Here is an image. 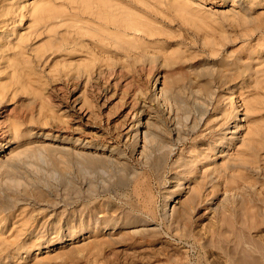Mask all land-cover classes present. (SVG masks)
<instances>
[{
    "label": "rangeland",
    "instance_id": "rangeland-1",
    "mask_svg": "<svg viewBox=\"0 0 264 264\" xmlns=\"http://www.w3.org/2000/svg\"><path fill=\"white\" fill-rule=\"evenodd\" d=\"M38 1L0 0V264H264V0Z\"/></svg>",
    "mask_w": 264,
    "mask_h": 264
},
{
    "label": "bare ground",
    "instance_id": "bare-ground-1",
    "mask_svg": "<svg viewBox=\"0 0 264 264\" xmlns=\"http://www.w3.org/2000/svg\"><path fill=\"white\" fill-rule=\"evenodd\" d=\"M40 1H38L39 2L38 6H35L37 3L34 4V6H35V7L33 6L34 9L32 10V12L30 11V14H31L30 17L33 20L31 22L32 23L33 22L36 23V25H35V23L33 24V27L34 26L37 27V24H39L41 27H43L44 26L43 23H44V24H46L48 26V28L52 29V27L54 26V24L56 22L60 23L61 21H64V23H65V24L63 23L64 26L66 28H68V29H71L74 26H76V22L82 21L81 19H84L85 16L88 15L90 17H93L92 20H94V21L96 20L98 22V25L100 23V26L106 27L107 29H111L112 27H115V25H112L115 22L117 23V24L115 23L117 26H118V23L122 24V25H120V26H118L116 28H117L118 32L124 33L125 35L126 34L128 35V30L132 29V28H134L135 30H140V29L144 30L143 29L144 27L142 26V24H140L138 26L136 24L137 21L135 23H133L134 22L133 21L134 17L132 15H130L126 11L123 12L124 14L121 13V11H123V10H121L119 6L116 7L115 4L110 3V1L109 2L107 1V3H108L107 4L105 2V0L104 1L103 0L102 1L99 0V2L97 0H94V1L97 2V3L95 2L97 5H94V8H93V6L91 7V5H92L91 2H94V1H92V0H84V3L86 1H88V2L91 1V2H89L88 4H87V2H86V4L82 3L81 7L78 6L77 9L76 8L75 9L71 8V7H73V5H71V6H69L70 8H68V9H74V10L73 11L71 10L70 12L68 10H65V9H56L55 7H52V5H51L52 0H44V3H42V2L40 3ZM70 3H71V0H69L68 4H70ZM95 3H93V4H95ZM72 4H74V3H72ZM108 5H113V7H116L117 9L116 8H114V9L119 10L118 13L117 12L115 13V11L113 10L112 6H108ZM78 8H79V10H78ZM131 19H132V22H130ZM65 20H67V22ZM86 20H88V18H86ZM90 20H91V18H90ZM90 20H88V21H90ZM68 21H70V23H68ZM124 22H127V24H124ZM63 24H62V26H63ZM39 25H38V27H39ZM50 25H51V27H50ZM58 25H56V26H58ZM60 25H61V23H60ZM83 27H84V25H83ZM141 27H143V28H141ZM3 92H4V88L1 87L0 88V94H2ZM75 103H74V105H76ZM74 108L75 107H73V109ZM78 109H79V107H78ZM69 110H71V109H69ZM86 116H87V114H86ZM88 118H89V115H88ZM2 121L3 120L0 119V122H2ZM6 126L5 127L4 126L0 127V137H1V134L3 135V134H5L8 131ZM238 126H239V123L236 122L235 129H238L239 128ZM18 127L19 126H18L17 122H14L13 124L11 123V130L18 131ZM137 134H139L138 131H137ZM2 147L4 148L5 145H3ZM199 193H201L200 189H199L198 194ZM193 194H194L193 197H192L193 200H191V201H193L192 203H194V201L196 202V200H198L199 197H200V194L199 195L197 193L195 194V192ZM192 198H190V199H192ZM191 201H190V203H191ZM50 245H54V244H50ZM44 248H49V245L44 247Z\"/></svg>",
    "mask_w": 264,
    "mask_h": 264
}]
</instances>
